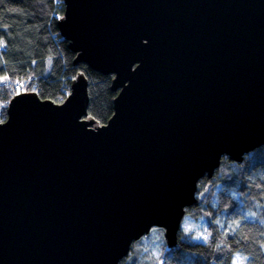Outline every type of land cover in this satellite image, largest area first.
Masks as SVG:
<instances>
[{
	"label": "water",
	"instance_id": "95a60500",
	"mask_svg": "<svg viewBox=\"0 0 264 264\" xmlns=\"http://www.w3.org/2000/svg\"><path fill=\"white\" fill-rule=\"evenodd\" d=\"M75 65L113 75L89 116L14 96L0 123V264H120L153 228L179 243L198 185L264 146V0H63Z\"/></svg>",
	"mask_w": 264,
	"mask_h": 264
},
{
	"label": "trees",
	"instance_id": "16d2710c",
	"mask_svg": "<svg viewBox=\"0 0 264 264\" xmlns=\"http://www.w3.org/2000/svg\"><path fill=\"white\" fill-rule=\"evenodd\" d=\"M64 11L63 0H0V123L19 93L36 92L62 103L80 72L89 80V116L105 124L114 114V76L74 64L76 54L58 29ZM263 168L264 146L241 164L223 158L214 177L200 181L198 204L186 210L193 219L206 220L199 237L181 229L178 245L168 249L159 229V255L141 247L132 264H234L237 254L241 264H264Z\"/></svg>",
	"mask_w": 264,
	"mask_h": 264
},
{
	"label": "rangeland",
	"instance_id": "374dc122",
	"mask_svg": "<svg viewBox=\"0 0 264 264\" xmlns=\"http://www.w3.org/2000/svg\"><path fill=\"white\" fill-rule=\"evenodd\" d=\"M20 85V83H17ZM255 155V154H253ZM252 155V157H254ZM251 157V158H252ZM252 161H255V159H252ZM264 169V168H263ZM201 198V196H199ZM206 224L205 219H200V220H195L192 217L186 215L183 219L181 229L183 230L184 233H193L195 238L199 237V232L201 231V228ZM160 228H153L152 231L141 238L139 241H137L134 245L135 251L131 253L129 257L126 259V264H132L135 259H136V253L139 251L141 247L147 249L145 250L146 253L148 254L149 252H152L155 256H158L160 253ZM240 254H237L234 258V264H241L242 263V258L239 257ZM153 257V256H152ZM239 258V259H237Z\"/></svg>",
	"mask_w": 264,
	"mask_h": 264
},
{
	"label": "snow or ice",
	"instance_id": "6c2138e0",
	"mask_svg": "<svg viewBox=\"0 0 264 264\" xmlns=\"http://www.w3.org/2000/svg\"><path fill=\"white\" fill-rule=\"evenodd\" d=\"M204 239H207V237L205 236ZM237 259H239V258H237Z\"/></svg>",
	"mask_w": 264,
	"mask_h": 264
},
{
	"label": "built area",
	"instance_id": "2783aa9c",
	"mask_svg": "<svg viewBox=\"0 0 264 264\" xmlns=\"http://www.w3.org/2000/svg\"><path fill=\"white\" fill-rule=\"evenodd\" d=\"M60 18H61V17H60ZM60 18H59V19H60Z\"/></svg>",
	"mask_w": 264,
	"mask_h": 264
}]
</instances>
